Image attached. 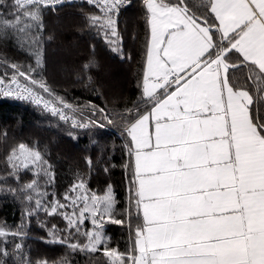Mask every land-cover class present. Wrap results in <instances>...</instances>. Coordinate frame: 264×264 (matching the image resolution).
I'll list each match as a JSON object with an SVG mask.
<instances>
[{
  "label": "snow or ice",
  "instance_id": "obj_1",
  "mask_svg": "<svg viewBox=\"0 0 264 264\" xmlns=\"http://www.w3.org/2000/svg\"><path fill=\"white\" fill-rule=\"evenodd\" d=\"M67 2L0 0V41L31 60L0 58V95L70 124L73 139L80 130L119 131L127 206L118 209L111 184L99 195L83 177L60 200L48 191L55 173L45 153L13 146L0 192L19 201L21 221L0 224V264H71L68 253L76 252L90 264H264V0H142L140 95L123 111L70 102L46 80L44 11ZM83 2L96 10L84 13L88 27L130 60L118 30L129 0ZM94 65L90 58L83 67ZM86 163L91 173L93 161ZM25 171L32 178L22 183ZM42 214L64 227L49 226ZM33 218L47 234L37 239L65 246V255L33 259L24 244ZM107 224L127 230L124 251L112 246Z\"/></svg>",
  "mask_w": 264,
  "mask_h": 264
},
{
  "label": "trees",
  "instance_id": "obj_2",
  "mask_svg": "<svg viewBox=\"0 0 264 264\" xmlns=\"http://www.w3.org/2000/svg\"><path fill=\"white\" fill-rule=\"evenodd\" d=\"M12 2L14 0H8L9 4ZM88 11L92 9L85 5L63 7L56 13L44 11L45 78L57 93L70 102L80 105L95 104L98 109L107 107L123 111L126 107H132L140 95L137 88L143 70L140 44L145 36L142 0H129V5L122 12L118 23L125 55L127 57L130 54V60H121L112 53L95 31L88 27L84 19V13ZM0 12H5L4 5H0ZM48 36H52V39L48 40ZM93 50L94 55L90 56ZM3 57L17 62H31L25 53L17 50L12 41H0V58ZM90 58L95 61V65L85 69L83 66ZM62 66L67 67L66 73L61 70ZM107 75L117 80L122 76L127 77L125 87L122 85L123 89L119 94L109 92L111 88L106 84ZM88 76H91V82L86 86ZM71 130L70 124L66 125L50 113H43L29 103L12 101L0 95V175L8 171L6 161L12 147L24 143L45 153V158L52 164L55 184L48 191H55L60 200H63L64 192L73 181L83 177L88 188L99 195H103L108 184H111L119 202L118 209L126 207L130 176L123 167L128 157L125 155V141L120 132L111 126L95 128L92 131L80 130L77 138L73 139L67 135ZM89 158L94 165L91 173L88 172L86 163ZM105 167L109 169L107 173L104 172ZM31 178V173H21L22 183L30 181ZM9 183L13 187L17 186L14 180H9ZM41 218L47 220L49 226L54 223L60 228L64 227V221L59 217L49 218L42 214ZM20 221L19 201L10 194L0 192V224L14 227ZM85 223L91 227L89 222ZM28 232L29 236L24 244L34 260L40 257L56 260L66 254L65 246L45 244L37 239L46 238L47 234L38 226L35 218L31 220ZM105 233L110 237L113 247H118L120 251L126 249L128 233L125 228L107 224ZM8 247L11 251V245ZM68 255L71 264H90L89 255L79 252ZM97 255L102 256V253Z\"/></svg>",
  "mask_w": 264,
  "mask_h": 264
},
{
  "label": "rangeland",
  "instance_id": "obj_3",
  "mask_svg": "<svg viewBox=\"0 0 264 264\" xmlns=\"http://www.w3.org/2000/svg\"><path fill=\"white\" fill-rule=\"evenodd\" d=\"M68 49L69 50L71 49L70 45L68 46ZM66 68L67 67H64V66L61 67V70H63V73H66ZM106 78H107L106 84H107V86H110V88H111V91H109V92L110 93H116V94H119L122 91V89H123L122 87L124 86L126 79H127V77L122 76L121 78H118V80H117L116 78H114L112 76L110 77V75H107Z\"/></svg>",
  "mask_w": 264,
  "mask_h": 264
},
{
  "label": "built area",
  "instance_id": "obj_4",
  "mask_svg": "<svg viewBox=\"0 0 264 264\" xmlns=\"http://www.w3.org/2000/svg\"><path fill=\"white\" fill-rule=\"evenodd\" d=\"M73 2H83V0H68L67 3H73ZM67 3H65V4H67ZM123 8H124V7H123ZM123 8H122V9H123ZM122 9H121V10H122ZM121 10H120V11H121Z\"/></svg>",
  "mask_w": 264,
  "mask_h": 264
}]
</instances>
